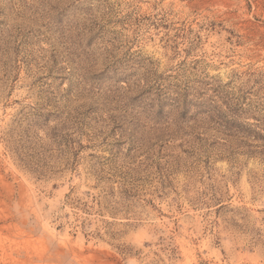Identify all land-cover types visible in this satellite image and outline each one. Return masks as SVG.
<instances>
[{"label": "rangeland", "instance_id": "1", "mask_svg": "<svg viewBox=\"0 0 264 264\" xmlns=\"http://www.w3.org/2000/svg\"><path fill=\"white\" fill-rule=\"evenodd\" d=\"M0 264H264V0H0Z\"/></svg>", "mask_w": 264, "mask_h": 264}]
</instances>
